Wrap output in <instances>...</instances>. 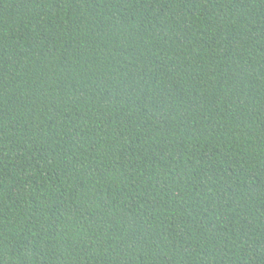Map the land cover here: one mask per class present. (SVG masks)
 <instances>
[{"label": "trees", "instance_id": "obj_1", "mask_svg": "<svg viewBox=\"0 0 264 264\" xmlns=\"http://www.w3.org/2000/svg\"><path fill=\"white\" fill-rule=\"evenodd\" d=\"M0 264H264V0H0Z\"/></svg>", "mask_w": 264, "mask_h": 264}]
</instances>
